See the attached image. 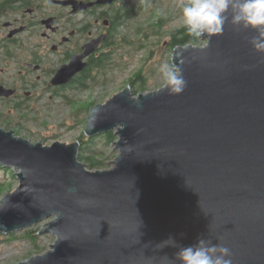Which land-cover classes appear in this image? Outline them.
Listing matches in <instances>:
<instances>
[{
	"label": "water",
	"instance_id": "95a60500",
	"mask_svg": "<svg viewBox=\"0 0 264 264\" xmlns=\"http://www.w3.org/2000/svg\"><path fill=\"white\" fill-rule=\"evenodd\" d=\"M201 2L190 26L206 44L174 50L170 82L91 108L84 135L117 137L112 168L90 170L79 141L0 129V166L19 180L0 233L48 221L40 234L56 237L20 264H264V0ZM102 41L51 85L70 84ZM14 94L0 87V99Z\"/></svg>",
	"mask_w": 264,
	"mask_h": 264
},
{
	"label": "rangeland",
	"instance_id": "374dc122",
	"mask_svg": "<svg viewBox=\"0 0 264 264\" xmlns=\"http://www.w3.org/2000/svg\"><path fill=\"white\" fill-rule=\"evenodd\" d=\"M136 3L139 5L135 9L138 13L115 32L117 45L110 50L112 60L109 66L104 71L90 73L99 81L98 84L85 83L88 87L86 89L76 84L61 95H55L49 79L35 80L33 77V80H23V84L21 80H0L7 88H24L26 92L34 93V99L30 101L28 107L22 109L15 106L17 100L0 101V129L6 132L13 131L15 136L32 144L42 143L45 146H52L56 142L73 144L79 141L85 131L90 113L85 110L88 104H105L130 86V81L140 74L147 83L145 92L158 90L170 82L177 72L172 63L174 51L172 52L168 46V35L190 25L202 11V2L131 0L128 5L122 7L130 9L129 6ZM205 44V41L200 39L198 46L203 47ZM57 63L58 60L51 56L45 60L47 69H52ZM145 92L137 91L136 95ZM133 93L135 95V92ZM115 142L108 146L103 142L97 143L96 148L105 154L101 157L106 158L105 169L112 168L119 155ZM9 170L14 172V175L0 170V185L7 186L6 193L0 196V206L6 195L15 192L19 187L18 171ZM47 223L48 221H44L31 229L40 228L42 231ZM24 231L15 234L20 236ZM40 236L41 248L49 250L56 237L51 234ZM9 240V235L0 237V264H20L38 255L30 242L22 239Z\"/></svg>",
	"mask_w": 264,
	"mask_h": 264
},
{
	"label": "flooded vegetation",
	"instance_id": "af4514ba",
	"mask_svg": "<svg viewBox=\"0 0 264 264\" xmlns=\"http://www.w3.org/2000/svg\"><path fill=\"white\" fill-rule=\"evenodd\" d=\"M98 1L0 0V80H21L22 84L23 80H33V77L52 80L60 67L84 53L86 45L103 39L96 51L85 59L88 67L82 73L68 85H52L51 90L61 95L75 85L74 80L86 77L92 62L111 56L110 50L116 45L113 16L122 5L131 2L115 0L111 5H103ZM50 56L58 63L47 69L45 60ZM8 89L15 94L0 101L17 100L18 109L28 107L34 99V93L24 88Z\"/></svg>",
	"mask_w": 264,
	"mask_h": 264
},
{
	"label": "trees",
	"instance_id": "16d2710c",
	"mask_svg": "<svg viewBox=\"0 0 264 264\" xmlns=\"http://www.w3.org/2000/svg\"><path fill=\"white\" fill-rule=\"evenodd\" d=\"M139 5L132 4L130 6L129 10H126L125 7H121L118 9V11L115 13L114 20L116 23V31L122 26L126 24V22L133 17L134 14L138 13L135 9ZM199 31L197 29H194L190 25H187L181 29L175 30L171 32L168 37H169V43L168 46L170 50L173 52L177 47L180 46H187V45H199ZM116 44V42H115ZM114 44V45H115ZM117 45V44H116ZM115 45V46H116ZM112 60V57H103L102 59H99L97 61H94L90 64V70L89 74L84 77L82 80H74L75 85H79L80 87L86 89L88 88L85 83H90L92 85H96L99 83V81L90 75L92 71H104L110 64ZM130 87L132 89V92H135V95L137 91H143L145 92L147 89V83L143 80V76L137 75L135 76L131 81H130ZM134 94V93H133ZM96 105L95 103H90L88 104L87 107H85L86 111H90L92 107ZM116 141V137L113 133H108L104 135H100L94 138H88L82 134V136L79 139L80 142V155L79 158L80 160L87 165V167L90 170H104L107 167L106 164V158H101L102 156H105L102 152H100L96 146L98 142H103L104 145L108 146L113 144ZM0 170H3L5 172H10L12 175H14V172H12L9 169L3 168L0 166ZM6 188L7 186L0 185V196L4 195L6 193ZM40 228L36 229H30V230H25L20 236H17L16 234H10V240L12 241L13 239H22L25 241H28L32 244L34 250L36 251L37 254H42L46 251L45 248H41L40 246ZM5 234L0 233V237H5Z\"/></svg>",
	"mask_w": 264,
	"mask_h": 264
},
{
	"label": "bare ground",
	"instance_id": "6f19581e",
	"mask_svg": "<svg viewBox=\"0 0 264 264\" xmlns=\"http://www.w3.org/2000/svg\"><path fill=\"white\" fill-rule=\"evenodd\" d=\"M94 40V39H93Z\"/></svg>",
	"mask_w": 264,
	"mask_h": 264
}]
</instances>
